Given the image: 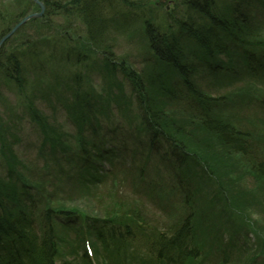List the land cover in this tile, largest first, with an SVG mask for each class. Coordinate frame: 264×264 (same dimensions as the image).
I'll use <instances>...</instances> for the list:
<instances>
[{
	"label": "trees",
	"instance_id": "16d2710c",
	"mask_svg": "<svg viewBox=\"0 0 264 264\" xmlns=\"http://www.w3.org/2000/svg\"><path fill=\"white\" fill-rule=\"evenodd\" d=\"M42 1L46 9L39 22L46 29H49L53 13L66 11L81 16L84 10L94 9L92 12L95 15L92 13L81 18L87 26H92L87 28L86 38L94 43L97 50V43L108 28L118 30L122 25L120 20L105 18L97 10L106 7L103 0ZM175 1L172 16H168L170 18L162 17V20L159 12L156 13L166 26L156 19L152 25L145 22L144 40L146 50L153 57L152 65L156 62L167 64L173 70L170 76L158 80L157 92L151 89L152 86L148 89L144 87L136 77L139 74L124 65L123 60L116 62L109 57L106 49L100 54V62L108 79L105 86L115 87L116 93L106 89L105 95L101 96L92 88L83 89L82 84L89 78L85 71L94 66L95 57L91 58L94 52L70 44L64 31L71 24L65 20L54 23L58 29L56 37L44 36L43 47L39 41H34L15 43L13 48L14 43L10 39L7 42L11 46L8 45L6 49L4 44L0 48V82L14 88L20 104L25 106L37 128L39 150L47 151L52 163L50 170L42 166L39 169L42 172L40 178L34 176L37 178L34 179L31 177L34 169L17 158L12 148L13 141L4 138V147L8 148L1 158L5 171L0 172V248L3 250L0 264H26V260L30 264H53L58 245V232L54 224L60 227V222L55 221L59 217L68 221L62 227L71 224V227H75V249L69 253L72 256L78 255L82 230L87 235H93L105 250L111 249L110 253L116 260L122 257L118 249L120 240L126 239L124 233L141 237V243L148 244L150 235L139 224L137 204L116 199L113 188L107 191L110 203L103 201L96 192L107 178V174L99 169V162L112 164L114 161L111 149H105L103 140L97 137L98 129L113 123L106 120L108 123L105 124L101 117L108 116L107 112L111 109L119 112L131 106L130 101L120 94L119 74L129 81L141 110L139 126H133L137 130V140L142 141V131L148 147L154 141L161 140L190 158V163L184 166L181 173L175 174V178L188 175V186L194 187L196 195L186 198L181 204L184 217L179 227L175 225L177 228L171 235L156 233L158 237L155 243L158 246L154 250L163 257L161 264H264V0ZM121 4L126 5L119 0L109 2L106 11ZM35 7L22 8L12 19L16 22L27 10H37ZM192 15V19L187 21ZM166 19L169 20L166 22ZM160 25L162 31L152 29ZM186 38L193 46L186 47ZM58 48H61L59 58L55 53ZM207 50L210 57L204 60L201 57ZM189 55L200 61L216 62L210 68L212 74L226 76L230 85L241 82L240 86L221 95H211L202 86V90L198 91L199 84L192 75L196 70L184 63ZM71 56H75V59L70 60ZM242 57L246 60L243 61ZM54 61L53 69L50 65ZM61 64L63 67L72 66V69L85 68V75L62 73L68 68L60 70ZM48 65L51 79L43 80L40 76L48 74H42L43 68ZM152 72L154 70L148 71L145 78L151 76ZM30 74L33 77L31 82L28 79ZM176 76L179 78L176 79ZM149 81L153 84L154 80L147 79ZM31 83L44 88L40 92L42 99L49 96L60 103L73 126V133L45 115L37 107L34 97L27 98L26 94L22 97L25 88L33 85ZM41 83L46 84L40 87ZM173 102L183 107L180 116L171 115V111L165 109V104ZM251 104L260 106L263 111L261 117L258 114L255 116V113L252 117H242L237 113ZM62 136L69 140L71 147L65 145ZM197 138L200 140L196 141ZM60 147L62 152L59 151ZM61 161L67 162L69 171L55 175ZM79 167L81 171L77 172ZM76 168L77 171L72 172ZM144 170L145 163H142L139 169L130 171L136 179L141 180ZM75 173L78 176L74 178ZM69 175L80 185L79 189L73 188L74 195L61 186ZM204 185L209 188L211 199L201 196L207 194L206 191L201 192ZM171 186L178 190L176 183ZM47 187L53 190L46 192ZM162 187L163 184L159 183L160 191ZM67 196L80 197L81 201L74 202ZM37 199L41 202L39 210H36V205L40 204ZM92 200L96 204L91 203ZM35 216L41 224L39 230L35 227ZM227 219L238 223L227 226V223H222ZM222 231L228 234L225 241ZM242 231L245 235L253 233L255 240L250 241L245 236L243 241H239ZM146 234L149 237L144 239L141 235ZM82 256L86 257L84 252Z\"/></svg>",
	"mask_w": 264,
	"mask_h": 264
},
{
	"label": "rangeland",
	"instance_id": "374dc122",
	"mask_svg": "<svg viewBox=\"0 0 264 264\" xmlns=\"http://www.w3.org/2000/svg\"><path fill=\"white\" fill-rule=\"evenodd\" d=\"M25 1V2H24ZM41 1V0H39ZM108 0H103L102 2H105V6L103 8H98L97 10L102 13L103 17L108 18L110 14L113 15H119L122 16L121 18L124 20V15H127L128 13L131 14L130 12H137L132 16L133 23L134 25H129V27H123L120 31H116V28L110 29L104 33L100 39V41L97 43L98 51L97 54L91 53L92 56L91 58L95 57L94 60V66L88 68L85 71V68H82L81 70L79 68H73L72 66H59L60 70L66 69L65 71L62 70V73H73V74H84L83 71H85L88 74V81H83L84 83L82 84L83 89H90L92 88L93 91L98 93L99 95L103 96L105 95V92L112 91L116 93V88L113 86L106 87L104 84L106 82L105 79V68L104 65L102 66L100 60L101 57L100 54L103 51V49H106V54L117 60L116 62H120V60H124L125 64L130 66L132 70L137 72L138 74L141 73V71H146L148 68V64L150 63L149 59H146L145 56V50L141 49L142 44L144 41V38L140 36V33H144V28H145V22L144 18L148 14L143 10V9H135V8H144L143 5L148 6V8H166L167 2H163L162 5L160 4L159 0H119V2H122L126 5L121 4L119 7L116 8L114 6V9H109L106 11L107 8H109V2ZM117 1V0H116ZM24 2V3H23ZM34 0H0V37L4 36L7 33V29L13 24H17L20 19H17L15 22L14 19H12L13 15L15 16V13L21 12L22 8L24 7H30V8H37V10L32 9L33 11H39V5L33 4ZM34 2V3H35ZM43 2V1H42ZM23 4V5H22ZM160 5V7H157ZM171 5L175 4H170ZM7 6V8H4ZM23 6V7H22ZM15 7V8H14ZM71 7V6H70ZM118 8H122L123 11H119ZM133 8V9H132ZM46 9V5H45ZM94 10V9H93ZM93 10L91 9H86L84 10L85 12H82L84 15H76V14H71V13H66V11H58V13H53L51 15L52 21L49 26V29H46L41 25V18H35V19H30L23 24H21L8 38L11 39L12 47L14 48L16 45L15 43H33L34 41L38 42L41 47H43L42 43V38L45 36L48 38H51L52 36H55L56 29L54 27V23H57L59 20L60 22L62 21H68L71 25L70 28L67 27L64 31V34L69 37L70 39V44L73 47H84L87 50H93L94 43L90 42L86 38V33H87V28H90L92 26H87V24L83 23V16H87L92 14ZM126 13H122L126 11ZM140 10V11H138ZM89 11V12H88ZM111 11V12H110ZM27 12H31L28 11ZM88 12V13H87ZM54 14H59L54 17ZM94 14V13H93ZM128 14V15H129ZM160 14V13H159ZM95 15V14H94ZM157 15V14H156ZM23 16V15H22ZM53 16V17H52ZM131 16V15H130ZM69 17V19L67 18ZM60 18V19H59ZM40 21V22H39ZM14 22V23H13ZM136 22V23H135ZM106 24V23H105ZM104 24V25H105ZM14 25V26H15ZM13 26V27H14ZM12 27V28H13ZM5 33V34H3ZM8 39V40H10ZM7 40V39H5ZM4 42V41H3ZM69 43V42H68ZM67 44V43H66ZM96 44V43H95ZM6 49L7 46L10 45V42H5ZM5 49V51H6ZM80 49V48H79ZM45 50V48H44ZM91 50V51H92ZM88 52V51H87ZM93 52V51H92ZM94 52H96V46L94 47ZM56 57H60L61 53V48H58V50L55 51ZM72 55V54H71ZM56 58V59H57ZM222 59H225L224 57H220ZM75 56H71L70 60H74ZM119 60V61H118ZM197 61V59H196ZM53 69L55 68V61L50 65ZM45 66L43 68L44 73L50 72V67ZM63 67V68H61ZM51 68V69H52ZM49 69V70H48ZM79 69V70H78ZM59 70V71H60ZM204 67L202 68L201 66L197 67V76L196 78H201V81L203 83L201 84L202 86L204 84L207 85V89H211L210 92H214V85L210 86V82L213 84L212 80L210 79L209 74L206 71ZM50 73L46 75H41L40 78L43 80H46L48 77V80L51 79ZM30 77L28 78L29 81L33 79L32 75H29ZM104 79V80H103ZM47 80V81H48ZM117 80H120V85H121V90L123 91L125 97L127 100L130 101L131 106L128 109H123L122 111L116 112L114 110L108 111V116H102L103 120L111 121L113 124H111L108 127H104L102 130H99V133L97 132V137L101 138L103 143L105 145L108 144H113L114 147H116L115 150H113L114 154H121L122 158L126 160V162H131L133 161L134 163L137 162L139 165V160L140 158H145L146 155H150L147 163V168H148V173L147 174H142L143 175V182L139 181L137 182L138 187H150L155 184L162 183V192H163V199L166 201L171 202L173 199L174 192L172 191V184L178 185L179 187L184 188V185H188V175H184L182 177H174V168L170 163L169 159V153L166 152V148L161 145L160 143H155L154 148H157V150L151 151V153L147 152L144 150V147L139 144V140H137L136 132L129 130L124 123H126L128 126H130L132 129V126H139V120L140 118V111L139 107L136 106L134 102H136V99H134V96L131 93V87L129 85V82L125 79V77H121L120 75L117 76ZM31 82V81H30ZM33 84V83H31ZM46 83H41L40 87L44 86ZM4 85V83L0 82V137H1V142H0V172H4L5 169L2 164V156L3 152H6V149L8 147H4L3 140L6 138L7 140L13 141V150L15 151L16 156L21 159V161L27 166L31 167L34 169V172L32 173L34 179H37L34 176H39L42 174V172L39 171V169L44 166L50 170V166L52 163H50L48 154L43 151L45 157L42 156L39 152V140L37 139L38 132L33 124V122L30 120L27 110L25 106L21 103L18 98V95L15 94L14 88L7 87ZM259 87V85H258ZM213 88V89H212ZM238 87L235 86H230L228 87L226 92H232L237 90ZM13 91H11V90ZM26 91L21 93L23 94L22 97L25 96L29 97H34V101L37 104V107L47 116L51 117L52 120H55L56 122H60L66 131H69L71 133L74 132L72 124L68 121L65 112L63 109L60 107V103L56 101V99H52L48 96L47 99H42L41 97V89L44 88H38L34 84L31 86L29 85L27 88H25ZM107 89V90H106ZM106 90V91H105ZM221 90V89H219ZM95 93V94H96ZM20 94V95H21ZM103 94V95H102ZM52 95V94H51ZM97 95V94H96ZM164 105V104H163ZM165 109L171 111V115L175 114L177 116H180V113L183 112V107L176 103H170V104H165ZM259 113V112H258ZM251 114H248L247 117H250ZM123 123V121H125ZM108 123V122H107ZM142 133V131H140ZM89 134V132L87 133ZM143 134V133H142ZM141 135V134H140ZM90 136V135H89ZM102 136H106L105 138H102ZM109 141H108V140ZM144 142V141H143ZM104 145V148L106 149V146ZM1 148H3L1 150ZM142 160V159H141ZM91 159L89 160V162ZM60 169L56 168L55 169V175L62 174V171L67 172L69 171L68 164L66 165L65 162L61 161L60 162ZM122 166V165H121ZM52 170V169H51ZM72 170V169H71ZM77 171V168L72 172ZM81 171V167L78 168L79 172ZM46 171H44L45 173ZM76 172V173H77ZM178 172V171H177ZM47 173V172H46ZM75 173L74 178L77 177L78 175ZM117 175L115 178L111 180V182L107 183L111 184L114 183L116 186H114L117 191H121L124 194H127L128 196H139L138 193L135 192L134 189H132V177H128L126 174H120L116 172ZM72 175V174H70ZM30 177V176H29ZM196 180V178H194ZM68 183H67V182ZM135 181V179L133 180ZM56 183H59L58 181L55 180ZM70 184L69 180H64L61 182V186L63 187H68ZM58 185V184H56ZM70 188V187H69ZM52 187H47V191H52ZM142 190V189H141ZM135 193V194H134ZM75 193H72L74 195ZM210 196L211 194L209 193H204L202 194V197L205 196ZM183 196L178 195V197ZM140 197V196H139ZM67 199H72L74 202H80L81 199H79L76 196H67ZM102 198H104L102 196ZM40 199H37V202L40 203L36 205V210L40 209L41 202L39 201ZM106 201H109L110 198H106ZM147 200V199H146ZM91 203L96 204L93 200ZM147 208H148V213L149 217L156 221L159 226H164L166 219H167V211L162 208V206L157 205L154 201L147 200L146 201ZM168 202H164L163 205L166 207L168 206ZM63 207H66L63 206Z\"/></svg>",
	"mask_w": 264,
	"mask_h": 264
},
{
	"label": "bare ground",
	"instance_id": "6f19581e",
	"mask_svg": "<svg viewBox=\"0 0 264 264\" xmlns=\"http://www.w3.org/2000/svg\"><path fill=\"white\" fill-rule=\"evenodd\" d=\"M109 2H111V3H115L116 2V0H109ZM159 2H160V4H162L163 2H167V4H169V1L167 0H159ZM143 7L144 8H136V9H143L148 15L147 16H145V18L143 19L144 20V22H146L147 24H153L154 22H153V20L154 19H156V20H159L160 22H161V25H164V26H166L165 24V22H162L161 21V19H162V17L163 18H165V17H168V16H172V10H173V8H163L162 10H161V8H148V6H146V5H143ZM157 7H160L159 5L157 6ZM151 10H153L152 12H151ZM180 11H182L181 9H179ZM157 12H159L160 13V18L161 19H158L157 18V15H156V13ZM122 13H126V11H124V12H122ZM182 14L183 15H185V17H186V14H185V11H183L182 12ZM194 15H192L191 16V18H187L186 20L187 21H190V19H192V17H193ZM124 18L126 17H129V15L127 14V15H124L123 16ZM124 19V20H122L121 21V23L123 24V25H128V24H130V25H134V23L133 22H129L127 19ZM168 18H170V17H168ZM116 19H117V21H119V19H118V17H116ZM163 20V19H162ZM169 19H166L165 21L167 22ZM136 23V22H135ZM196 23V22H195ZM15 24H13V26H14ZM161 25L159 26V27H157V28H152L154 31H157V32H159V31H162L163 29L161 28ZM195 26H196V24H194ZM13 26H11V27H9L8 29H7V33L10 31V29L13 27ZM129 27V26H128ZM242 27L243 28H245L243 25H242ZM3 34H5V33H3ZM141 35L140 36H142L143 38H145L146 36H145V33H140ZM6 35V34H5ZM181 35V34H180ZM2 37V36H1ZM1 37H0V39H1ZM5 39H8V37H6ZM182 41H184V38H182L181 39ZM186 40L187 41H185V45H186V47H190L192 44H191V41L188 39V38H186ZM180 43H181V41H180ZM142 44V47H141V49H143V50H145L146 49V44H145V42H143V43H141ZM193 46V45H192ZM210 51H206V52H204V54H202L203 56L201 57V58H203L204 60L205 59H207L208 57H210ZM226 54V53H225ZM145 56H146V54H145ZM151 56V55H150ZM189 59H191V57H189ZM189 59L187 60V62H184L185 63V66H187L188 68H191L192 70H196L195 72H194V74H192L193 76H194V80H196V74H197V67H199V66H201L202 68L204 67L205 69H207V70H210V68H213V64L214 63H216V62H212V60L211 61H200V60H190L189 61ZM243 61L244 60H246V58L245 57H242L241 58ZM217 64V63H216ZM149 65H150V63H149ZM170 68H172V67H170ZM217 69H219V66H217L216 67ZM157 70V69H156ZM148 72L147 71H141V73H139V77L138 76H136L137 77V79H139V81L141 82V84L144 86V87H146L147 89L148 88H150L151 86V89H155V92H157L158 91V85H157V82H158V80L160 79H165L166 77L164 76L163 77V75L161 76V72H152L153 74L151 75V76H148L147 78H145V75L147 74ZM166 75V74H165ZM218 81H221V82H224L225 81V77H223L221 74H219L218 75ZM147 79L148 80H154L153 81V84L149 81V83L147 82ZM197 81V80H196ZM201 81V78H199L198 79V81L196 82V83H198L199 84V88L197 89L198 91H201L202 89H201V84L203 83V81L202 82H200ZM210 84L211 85H214L215 86V84H212L211 82H210ZM203 87H207V85L206 84H204L203 86H202V88ZM161 88V87H160ZM160 93V95H162V92L160 91L159 92ZM226 130V129H225ZM38 138V137H37ZM62 139H63V142L65 143V145L66 146H68V147H71V143L69 142V140L67 139V138H64L63 136H62ZM198 140H200V138H197L196 139V141H198ZM59 151L60 152H62V149H61V147H60V149H59ZM174 152H182L181 150H179V149H174ZM170 155H172V154H170ZM186 155V154H185ZM18 158V157H17ZM19 159V158H18ZM19 160H21V159H19ZM68 180H70L71 182H70V185H69V187L70 188H68L67 190H69V191H71L72 193H75V190L73 189V188H75V189H79V187H80V185H78L79 184V182L77 181V180H74V178L73 177H70V175H69V179ZM67 182V181H66ZM68 183V182H67ZM73 186V187H72ZM34 221H35V227H36V229H40V226H41V224H40V221H39V219L38 218H36V216H35V218L33 219ZM204 222H206L205 220H203ZM202 221V222H203ZM138 224V223H137Z\"/></svg>",
	"mask_w": 264,
	"mask_h": 264
},
{
	"label": "water",
	"instance_id": "95a60500",
	"mask_svg": "<svg viewBox=\"0 0 264 264\" xmlns=\"http://www.w3.org/2000/svg\"><path fill=\"white\" fill-rule=\"evenodd\" d=\"M38 3V5L40 6V11L36 12V13H32L27 15L26 17H24L20 22H18L6 35H4L3 37H1L0 39V45L3 43V41H5L6 37H9L21 24H23L24 22H26L29 18L31 17H39L42 15L43 10H44V5L42 2H40L39 0H34Z\"/></svg>",
	"mask_w": 264,
	"mask_h": 264
}]
</instances>
